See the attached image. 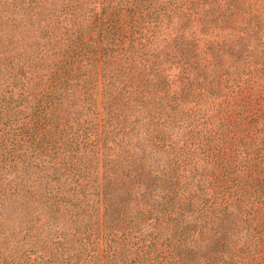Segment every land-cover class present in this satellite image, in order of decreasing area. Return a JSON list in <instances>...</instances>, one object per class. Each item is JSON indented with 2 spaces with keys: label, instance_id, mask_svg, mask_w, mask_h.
I'll return each mask as SVG.
<instances>
[{
  "label": "trees",
  "instance_id": "1",
  "mask_svg": "<svg viewBox=\"0 0 264 264\" xmlns=\"http://www.w3.org/2000/svg\"><path fill=\"white\" fill-rule=\"evenodd\" d=\"M0 264H264V0H0Z\"/></svg>",
  "mask_w": 264,
  "mask_h": 264
}]
</instances>
